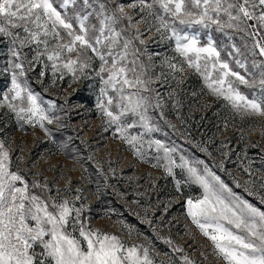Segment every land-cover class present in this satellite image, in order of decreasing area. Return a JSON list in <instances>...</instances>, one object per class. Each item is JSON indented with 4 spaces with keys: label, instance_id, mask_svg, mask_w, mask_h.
<instances>
[{
    "label": "rangeland",
    "instance_id": "rangeland-1",
    "mask_svg": "<svg viewBox=\"0 0 264 264\" xmlns=\"http://www.w3.org/2000/svg\"><path fill=\"white\" fill-rule=\"evenodd\" d=\"M61 2L54 0V6L63 14ZM132 3L137 4L135 9L129 7ZM116 4L124 5L125 16L132 17L131 24L125 18L114 25L122 34L120 44L124 39L132 40V49L137 51L139 61L151 77L152 91L143 94L153 97L148 115L157 130L146 132L138 118L136 126L128 129L130 135H142V145L137 144L142 155H136L132 146L120 139L115 125L110 127L97 108L102 87L94 71L99 69L98 59L93 60L92 68L85 70L87 78L78 72V80L67 73L60 79L59 72L54 77L46 55L33 61L35 44L21 48L17 43L15 47L21 53L18 62L23 63L25 70L21 79H26L32 92L39 94L42 107L48 109L51 102L49 115L58 119L51 124L44 122L46 133L38 125L19 120L6 105L0 106V141L9 151L11 170H20L29 184L33 181L47 184L51 198L74 201L76 207L83 209L81 219L92 229L116 235L126 246L147 247L154 264H183L184 256L195 264H224L214 253L212 242L187 215L186 201L202 198L203 189L189 178L186 169L175 167L172 175H168L163 151H158L155 145L150 148L149 142L159 140L175 148L172 159L179 164L183 156L201 174L207 166L235 195L264 210L259 199L264 195L260 187L264 183V116L236 113L186 65L175 79L167 75L163 61L176 55L174 41L161 39L156 21L140 11L138 0H115L111 7ZM74 8L75 11L83 8V0L68 6V16L75 15ZM72 22L75 28V21ZM88 23L99 27L94 15ZM60 31L63 35L64 30ZM226 31L231 38L216 32L215 26L200 29L201 42L206 43L211 35L221 58L229 60L233 70L249 81L258 82L261 69L254 68L252 62L264 61V57H253L248 52L245 44L250 48L253 41L244 33ZM20 35H25L22 30ZM49 40V50L56 43L65 42L53 41L51 37ZM233 45L240 49L239 54L233 51ZM12 47L11 39L0 35V99L5 94L11 96L13 69L9 61L16 62L10 53ZM40 50L43 51V45ZM71 57L75 58L76 53ZM236 59L245 63V68H239ZM42 71L44 76L40 75ZM239 89L249 98L253 92L259 94V88L239 85ZM156 99L160 101L159 108L155 107ZM65 188L71 192L63 191ZM33 191L41 194L40 189ZM176 248L182 251L177 252ZM35 250L42 251L38 246Z\"/></svg>",
    "mask_w": 264,
    "mask_h": 264
},
{
    "label": "snow or ice",
    "instance_id": "snow-or-ice-1",
    "mask_svg": "<svg viewBox=\"0 0 264 264\" xmlns=\"http://www.w3.org/2000/svg\"><path fill=\"white\" fill-rule=\"evenodd\" d=\"M114 2L83 0V8L79 11L74 8L75 15L70 17L68 6H75L77 0H62L59 7L65 9L63 14L54 6V0H0V35L11 39L10 53L16 58V62L9 61L13 69L11 96L5 94L0 106L6 105L19 120L38 125L46 133L44 122L51 124L58 119L49 115L51 102L48 109L42 107L39 94L32 92L26 79H21L25 70L23 63L18 62L21 53L15 47L17 43L21 48L35 44L33 61L46 55L54 77L59 72L60 79L67 73L78 80V72L87 78L85 70L92 68L93 60L98 59L99 69L94 71L102 87L97 108L110 127L115 125L120 139L131 145L136 155H142L137 148V144L142 145V135H130L128 129L136 126L138 118L146 132L157 130L148 115L153 97L143 94L152 91L151 77L139 61L137 51L132 49V40L124 39L120 44L122 34L114 25L125 18L131 24L132 17L125 16L122 4L112 8ZM138 3L140 11L156 21L161 39L174 41L176 55L165 57L163 61L168 68L167 75L175 79L184 72L186 65L236 113L264 116V61L253 60V67L261 71L258 82L249 81L233 70L229 60L221 58V51L211 35L202 44L200 33V29L210 30L213 26L216 32L229 38L231 34L226 29L242 32L253 41L250 48L245 44L248 52L253 57H264V0H151V3L138 0ZM136 6V3L129 5L133 9ZM85 9L92 11L85 12ZM93 15L98 28L88 23ZM21 30L24 36L20 35ZM49 37L53 41L67 39L49 50ZM233 51L240 53L235 45ZM72 53H76L75 58L71 57ZM66 54L68 58L65 59ZM235 64L245 68V63L239 59ZM40 75L45 73L42 71ZM239 85L259 88V94L253 92L249 98L240 91ZM155 107H160L158 99ZM129 118L130 123L127 122ZM153 145L163 151L168 175H172L175 167L186 169L189 178L203 189L202 198L186 201L187 215L212 242L217 257L224 264H264V210L235 195L207 166L201 174L183 156L177 164L172 159L175 148L159 140L149 142L150 148ZM11 165L9 151L0 141V264H154L147 247L126 246L116 235L87 226L81 219L83 209L76 207L74 201L51 198L47 184L37 181L29 184L20 170H11ZM179 184L177 181V191ZM260 187L264 189V183ZM33 189H40L41 194ZM63 191L70 193L71 189ZM254 194L258 193L249 192V195ZM259 199L264 204V195ZM37 246L42 251L37 252ZM183 264H195V261L184 256Z\"/></svg>",
    "mask_w": 264,
    "mask_h": 264
}]
</instances>
